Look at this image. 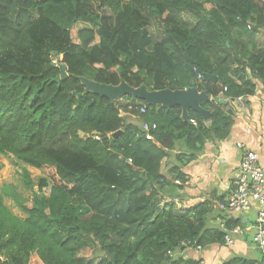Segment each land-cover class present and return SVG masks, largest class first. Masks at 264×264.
<instances>
[{
    "label": "trees",
    "instance_id": "obj_1",
    "mask_svg": "<svg viewBox=\"0 0 264 264\" xmlns=\"http://www.w3.org/2000/svg\"><path fill=\"white\" fill-rule=\"evenodd\" d=\"M60 65L67 77L55 82ZM81 78L194 87L210 119L189 110L184 122L179 107L131 95L111 102ZM259 86L262 0H0V155L42 175L34 184L22 173L30 200L0 191V264H264L205 228L207 204L173 202L184 168L229 136L230 103H249ZM213 246L229 255L209 260Z\"/></svg>",
    "mask_w": 264,
    "mask_h": 264
},
{
    "label": "crops",
    "instance_id": "obj_2",
    "mask_svg": "<svg viewBox=\"0 0 264 264\" xmlns=\"http://www.w3.org/2000/svg\"><path fill=\"white\" fill-rule=\"evenodd\" d=\"M247 99L230 103L235 110L234 124L226 140L218 143H206L204 151L191 162L183 172L187 182L178 192L176 207L191 211L196 206L207 204L210 212L205 218V228L220 230L219 224L229 219H241L245 224L240 227V234L233 237L234 244L229 248L249 259L262 262L264 255L253 245L251 238L255 231L256 205L243 214H231L220 210L217 204L226 200L234 191L239 173L242 152L239 143L257 155L258 165L264 169V90ZM170 201L169 196L164 197ZM229 255L228 249L213 246L205 251V257L221 262ZM262 264V263H261Z\"/></svg>",
    "mask_w": 264,
    "mask_h": 264
},
{
    "label": "built area",
    "instance_id": "obj_3",
    "mask_svg": "<svg viewBox=\"0 0 264 264\" xmlns=\"http://www.w3.org/2000/svg\"><path fill=\"white\" fill-rule=\"evenodd\" d=\"M201 78V76H198ZM143 112V110H142ZM152 128H155L152 125ZM142 129L147 131L148 125H142ZM237 147L242 152L239 164V173L235 191L217 207L227 213L243 214L256 205L255 231L252 236V244L264 255V169L258 165L255 152L239 143ZM220 231L225 232L224 242L226 245H233L235 235L240 234L239 227L227 229L225 222L219 224Z\"/></svg>",
    "mask_w": 264,
    "mask_h": 264
},
{
    "label": "water",
    "instance_id": "obj_4",
    "mask_svg": "<svg viewBox=\"0 0 264 264\" xmlns=\"http://www.w3.org/2000/svg\"><path fill=\"white\" fill-rule=\"evenodd\" d=\"M60 77L55 79V82L64 80L67 77L66 67L64 65L59 66ZM204 80L217 82L215 77L205 76ZM80 82L85 88L86 92H90L94 95L108 99L109 101L118 100L126 95L146 102L149 105H157L163 109H169L172 107H179L181 109V119L186 122L188 120V111L192 110L199 114L205 121L210 119V112L204 110L201 107V103L205 100H209V96L205 92H199L196 88H187L184 90H158L149 91L145 86H139L133 88L129 86L125 81H121L118 85H105L93 82L86 78H81ZM244 101V100H243ZM219 104L222 101L217 100ZM120 132L113 135L117 137Z\"/></svg>",
    "mask_w": 264,
    "mask_h": 264
},
{
    "label": "rangeland",
    "instance_id": "obj_5",
    "mask_svg": "<svg viewBox=\"0 0 264 264\" xmlns=\"http://www.w3.org/2000/svg\"><path fill=\"white\" fill-rule=\"evenodd\" d=\"M264 2V0H262ZM53 55V53H51ZM133 120V119H129ZM0 191L5 190H15V195L18 197L16 200L19 199V197L23 199H29L31 192L28 190V188L25 186L24 180H22V173L24 171H27L30 174V178L34 182V184L37 183L38 179L42 177L39 171L30 168L28 166H24L21 163H18L16 159H14L12 156H1L0 155ZM10 188V189H9ZM37 191V186H34V189ZM14 195L12 196H6L5 202L10 208L13 209V212L15 214H19V211L17 210V206L14 203Z\"/></svg>",
    "mask_w": 264,
    "mask_h": 264
},
{
    "label": "clouds",
    "instance_id": "obj_6",
    "mask_svg": "<svg viewBox=\"0 0 264 264\" xmlns=\"http://www.w3.org/2000/svg\"><path fill=\"white\" fill-rule=\"evenodd\" d=\"M175 204H177V201H173Z\"/></svg>",
    "mask_w": 264,
    "mask_h": 264
}]
</instances>
